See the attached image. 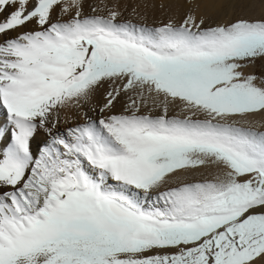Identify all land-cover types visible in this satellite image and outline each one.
Instances as JSON below:
<instances>
[{
    "label": "snow or ice",
    "instance_id": "6c2138e0",
    "mask_svg": "<svg viewBox=\"0 0 264 264\" xmlns=\"http://www.w3.org/2000/svg\"><path fill=\"white\" fill-rule=\"evenodd\" d=\"M184 2L0 0V264H264V0Z\"/></svg>",
    "mask_w": 264,
    "mask_h": 264
},
{
    "label": "bare ground",
    "instance_id": "6f19581e",
    "mask_svg": "<svg viewBox=\"0 0 264 264\" xmlns=\"http://www.w3.org/2000/svg\"><path fill=\"white\" fill-rule=\"evenodd\" d=\"M99 2V0H85L84 10L86 13L90 12L91 9L89 5ZM128 2L131 6L132 2H140V0H121V3ZM149 4L157 5L155 8H149L147 10V18L150 16V20L147 19L149 24L154 22H159L160 20H167L168 15H177L179 18H183L184 12L187 10L188 5L184 0H147ZM201 4L200 11L198 14L206 15L211 19L212 22H220L225 20L235 19L236 16L245 14L241 12V8L238 4L234 3L233 0H198ZM163 3L165 8L160 9L159 5ZM143 11V9H141ZM255 15L260 14L259 8H256L254 11ZM125 16H128V13H125ZM56 18V15H53V19ZM134 22H136V17H131ZM154 18V20H153ZM150 21V22H149ZM153 21V22H152ZM246 71V70H245ZM102 102V97H98ZM120 105H117V110H119ZM85 111L88 112V115L93 118H98L99 113L91 111L88 107L85 108ZM176 111H179L177 109ZM4 122V116L0 113V124ZM63 127V125H62ZM261 130H264L262 128ZM43 139V136L40 137ZM2 147V146H0Z\"/></svg>",
    "mask_w": 264,
    "mask_h": 264
},
{
    "label": "rangeland",
    "instance_id": "374dc122",
    "mask_svg": "<svg viewBox=\"0 0 264 264\" xmlns=\"http://www.w3.org/2000/svg\"><path fill=\"white\" fill-rule=\"evenodd\" d=\"M148 18H150V16H148ZM150 19H148V20H150ZM153 20H154V18H153ZM246 71L247 72H255L257 74H260L261 72H264V61L257 60L256 63H255V65L253 67H249L248 69H246Z\"/></svg>",
    "mask_w": 264,
    "mask_h": 264
}]
</instances>
